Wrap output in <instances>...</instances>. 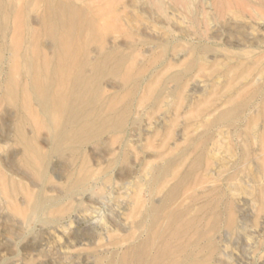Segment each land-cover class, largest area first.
<instances>
[{"label":"rangeland","instance_id":"374dc122","mask_svg":"<svg viewBox=\"0 0 264 264\" xmlns=\"http://www.w3.org/2000/svg\"><path fill=\"white\" fill-rule=\"evenodd\" d=\"M72 1L80 6L94 4L98 9L91 15L107 33V46L128 43V47H121L131 56L127 64L143 71L134 75L137 88L130 100L134 107L126 130L105 133L100 143L78 150L70 163L75 168L87 156L90 166L102 171L109 167L108 160L123 152L131 157V163L119 162L110 167L114 180L109 183L110 189L103 185L97 189L106 197L97 215L84 210L88 202L80 209L75 200L63 197L65 188L61 184L69 163L66 156L50 160L51 182L42 184L24 164L23 146L16 136L10 135L9 141H4L6 125L2 115H13L7 116L12 124L29 115L1 98L5 68L9 63L17 68L20 65V60L11 54L15 33L23 21L16 10L26 11L24 16H29L32 30L38 31L41 4L0 0V11L3 7L7 10L6 14L0 13V168L5 179L3 183L0 180V264H107L118 260L140 239L128 209L135 208L137 200L140 208L149 202H160L165 190L176 181L170 175L154 185L158 192L150 198L140 179L151 172L152 166L162 163L167 164L168 174L177 172L185 177L181 203L201 205L209 199L225 210L234 202L236 226L230 228L222 223L214 233L219 250L212 256L213 263L264 264V0H227L224 6L216 0H163L164 10L153 5L154 0ZM130 29L132 34L127 36ZM26 39L25 35L20 37L22 49L32 47ZM257 39V47L250 48L249 53L237 54L235 47ZM41 40L47 45L44 53L51 55L50 39L41 35ZM163 44L165 51H161ZM194 44L198 46L196 51L187 55ZM204 45H211L214 51H204ZM189 62L192 65L188 73L182 74L176 95L166 93L168 97L159 101L149 99L141 104L147 83H156L155 89H159L166 76L183 72ZM174 86L173 82L166 84L167 88ZM104 88L108 98L114 93L125 94L129 87L119 78L108 77ZM240 98L247 99V103L235 120L205 126V119L214 118ZM24 127L28 135L38 134L36 122ZM250 131H256V137ZM40 134L47 141L46 132ZM38 145L47 149L44 142ZM199 154L202 164L193 170L191 162ZM129 168L133 171L131 183L123 186L115 176ZM40 190L48 196H58L63 206L73 202V211L56 220L48 212L21 214L19 209L28 205L27 193ZM206 213L204 210L200 216L207 217Z\"/></svg>","mask_w":264,"mask_h":264},{"label":"bare ground","instance_id":"6f19581e","mask_svg":"<svg viewBox=\"0 0 264 264\" xmlns=\"http://www.w3.org/2000/svg\"><path fill=\"white\" fill-rule=\"evenodd\" d=\"M26 1H37L41 4V12L36 22L40 28L38 31L32 30L29 16H24L26 11L16 10V14L23 17V21L15 33L11 54L13 59L20 60V65L17 68L18 65L9 63L5 68V84L1 87V98L18 111L19 109L28 111L29 115L22 116L15 124L7 117L11 115L10 113L2 115V121L6 125L4 141H9L10 135L16 136L19 144L23 146L21 158L24 164L42 184L51 182L50 160L66 156L69 163L65 167L66 178L61 184L65 188L63 197L66 200H75L80 209L88 202L89 206L84 210L93 211L98 215L99 210L102 211L101 206L105 204L102 200H106V197L100 195L97 189H100L101 185L104 189H110L109 183L114 180L111 176L114 172H110V167L119 162L130 164L131 157L123 152L122 155L108 160L109 167L102 171L93 169L87 156H83L75 168L70 162L76 159L78 150H82L87 144L100 143L105 133L114 134L126 130L134 107L130 100L134 95V87L137 88L134 75L136 71L138 73L143 70L127 64L131 56L121 47H128V43L122 44L124 46H107L108 35L94 16L98 9L94 4L90 3L88 7L80 6L72 0ZM216 3L224 6L228 1L216 0ZM153 5L160 10L165 9L163 0H154ZM123 7L128 8V5L124 4ZM140 9L146 12L144 7L140 6ZM187 9L189 10L188 7ZM91 12L94 14L91 15ZM0 13L6 14L7 10L3 7ZM1 27L3 29V25ZM140 32L143 33L142 30ZM131 34V29L126 31L127 36ZM24 35L32 45L30 49L20 47V37ZM41 35L50 39L48 48L51 55L44 53L43 48L47 45L41 40ZM96 41L100 43L95 45ZM259 41L248 40V45L235 47L238 50L237 54L249 53V49L257 47ZM94 45L97 50L93 56ZM165 45L161 46V51L166 50ZM197 47L195 44L192 45L187 55L193 54ZM202 49L207 52L214 51L211 45H204ZM227 49L234 52L232 48ZM191 65L189 62L183 72L166 76L159 89H155L156 83H147L140 98L141 104L149 99L159 101L167 94L176 95L182 74L188 73ZM108 77L119 78L126 87H129L127 92L122 95L114 93L107 98L104 87L105 79ZM169 82L175 83L174 88L166 87ZM233 103L228 109L217 113L214 118L205 119L203 121L205 126L210 128L220 121L235 120L245 107L247 99H235ZM34 122L38 124L36 129L38 134L30 136L25 132L24 126ZM43 131L46 132L47 141L40 138ZM250 133L256 137V131ZM40 142L47 145L46 150L38 145ZM262 143L264 146V140ZM123 146H126V142ZM202 161V155L199 154L192 160L191 169L200 167ZM130 168L115 176L123 186L131 183L133 171ZM166 169V163L152 166L151 172H147L140 179L148 189L150 198L158 192L154 185L168 179L170 175L176 181L165 190L160 202H149L140 208L137 200L136 207L128 209L135 219L140 239L130 245L118 260H110L107 264H129L130 258L132 264H218V261L214 263L212 261L214 252L219 250L214 233L222 223L230 228L236 226L234 202H230L225 210L220 209L219 204L216 205L209 199L201 205L183 204L180 201V193L185 177L177 172L168 174L169 171ZM0 170V180L3 183L5 181L3 170L1 168ZM145 176L149 178L146 180ZM103 179L105 182H102ZM231 195L237 198L236 194ZM27 198V208L19 209L21 214H28V211L48 212L55 220L73 211L75 205L72 202L63 206L58 196H48L44 190L29 191ZM204 210H207V217L200 216Z\"/></svg>","mask_w":264,"mask_h":264}]
</instances>
